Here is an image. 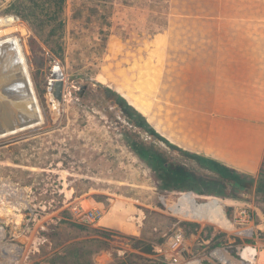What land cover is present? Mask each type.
<instances>
[{"label": "rangeland", "instance_id": "374dc122", "mask_svg": "<svg viewBox=\"0 0 264 264\" xmlns=\"http://www.w3.org/2000/svg\"><path fill=\"white\" fill-rule=\"evenodd\" d=\"M20 1L0 2V30L17 26L0 41L17 38L41 121L0 136V264H264L240 257L254 241L234 223L245 208L264 230L256 182L246 189L237 181L229 198L200 194L221 181L182 152L214 159L206 151L212 121L225 120L230 144L248 148L258 138L243 144L234 122L262 136L264 0H63L26 18L6 10ZM56 68L65 75L59 108L51 97ZM243 88L255 96L256 118L216 101L220 89ZM131 112L146 125L131 122ZM150 157L188 167L194 188L165 189ZM18 187L49 204L30 224L14 203ZM188 196L222 215L197 214L183 202ZM77 206L101 209L102 219L77 218ZM216 248L223 258L212 255Z\"/></svg>", "mask_w": 264, "mask_h": 264}, {"label": "crops", "instance_id": "0c3cea01", "mask_svg": "<svg viewBox=\"0 0 264 264\" xmlns=\"http://www.w3.org/2000/svg\"><path fill=\"white\" fill-rule=\"evenodd\" d=\"M223 11L225 16L228 18L239 16V14L236 13L239 12L238 10L232 11L227 8H224ZM240 28L241 27L237 28V32H241L240 30H242V28L241 29ZM243 29L246 32L249 30V28L247 27H244ZM231 90L232 91H225L224 89H220L219 96L216 98V101L220 102V99L223 98L225 99L224 105L225 107H227L226 108L227 111L231 113H235L237 112V108H239L238 110L244 112L245 114H248L251 119L256 118L257 115L256 112H254V110L256 109V106L254 104L255 96L251 95L252 93L244 88L241 89L239 92L233 89ZM200 97L202 99L201 102H204V108L206 110V108H208L207 102L209 101H205L206 99L203 95H200ZM196 99L197 97H194L195 104L197 102ZM201 106H203V104ZM249 111L251 112V114ZM237 117H240V119L242 120L249 119L247 115L246 116L237 115L234 118ZM224 123H226L225 120L222 122L219 121L211 122V125L209 127L206 136V151H211V153L209 152L207 154L212 158L220 162H223L227 165H230V167H233L239 171H243L245 173H250V174H257L261 168L262 162L264 161V128L261 129L262 136L259 138L257 131L253 130V128L247 124L234 122L230 125L233 130H236L237 127L239 126L240 134L243 137V144H247V142L250 141L251 139L258 137L257 141L252 142L251 144L253 145H250L247 148L245 146H242L241 144H230L226 140L225 141L223 140L224 135H226L228 131ZM215 135H219V136H215ZM225 139H230V138H225ZM235 142L239 143L237 138ZM226 153H230L232 156L235 155V159L237 157V161L230 162V159L225 156ZM188 197L191 201L195 200V199L192 200L193 198L191 196ZM182 199L183 198H181V200ZM181 200L179 201L178 204L182 208L188 209L189 207L186 206L185 204H182ZM194 211L197 214L207 217L205 213L197 212L196 210Z\"/></svg>", "mask_w": 264, "mask_h": 264}, {"label": "trees", "instance_id": "16d2710c", "mask_svg": "<svg viewBox=\"0 0 264 264\" xmlns=\"http://www.w3.org/2000/svg\"><path fill=\"white\" fill-rule=\"evenodd\" d=\"M59 1L63 0H21L20 2L12 5L10 9L6 10L23 18L28 17L25 14V11L30 10L32 12L33 10H38L36 11L37 17H42V14L52 12L51 7ZM129 120L134 124L142 123L143 125H146L143 117H137V115L132 112L129 115ZM182 152L186 156L190 157L191 160L197 162L200 167L212 171V173H214V175H216L221 181L219 185L211 183V186L216 185L215 188L212 187L214 188L212 190H209V187H211L210 185L202 184V186L208 188L209 191L206 193L204 190L200 189L198 193L229 198L232 197V193L227 192L226 190H234L237 186V181H239V184L242 187L249 183L253 185L255 181L257 184V192L264 193V161L262 162L257 179V177L250 173H242L218 160L210 159L197 154H191L183 150ZM149 160L154 163L153 169L157 173L158 178L162 180L165 189L187 191L194 188L191 182H193L196 178L188 173V167L185 165L167 162L162 163L158 157H150ZM225 181H228L227 187L224 184ZM219 187L223 189L226 187L224 191L225 193L218 190ZM248 187L249 186H246V189Z\"/></svg>", "mask_w": 264, "mask_h": 264}, {"label": "bare ground", "instance_id": "6f19581e", "mask_svg": "<svg viewBox=\"0 0 264 264\" xmlns=\"http://www.w3.org/2000/svg\"><path fill=\"white\" fill-rule=\"evenodd\" d=\"M4 24H7L6 20L0 22V26H3ZM16 30L17 26H9L5 29H1L0 37L10 35L14 31L16 32ZM6 42H12V47L8 49L7 46V52L4 55L10 56L11 48L12 50H14L15 53L18 54L25 71V80L24 82L19 81L18 83H16V85H14V91L10 95V102L12 104V107L10 108L8 113H6V111L2 112V108L0 106V136L16 132L22 129H26L33 125L35 126L36 123H40L41 121V111L37 104V100L33 91V87L31 85L29 75L27 74L25 69L24 60L23 56L21 55V49L18 44V40L16 37L9 39L7 38L5 40L0 41V45ZM0 53L2 54V52ZM57 69L58 68H56L55 70ZM54 105H57L55 101ZM183 202L189 207L196 210L197 212L214 210L215 212L219 213V215H222L220 208L215 206V204L198 205L196 202L191 201L188 197H184ZM219 256L223 258L224 255L223 253H219Z\"/></svg>", "mask_w": 264, "mask_h": 264}, {"label": "built area", "instance_id": "2783aa9c", "mask_svg": "<svg viewBox=\"0 0 264 264\" xmlns=\"http://www.w3.org/2000/svg\"><path fill=\"white\" fill-rule=\"evenodd\" d=\"M6 1H16V0H0V2H6ZM13 190V189H12ZM15 192V193H14ZM13 193L14 196V203L17 207L23 208L28 211V218L27 222L28 224L35 221V215L38 213L39 209L47 210L48 209V202H41L39 204H35L34 200H28L31 197L30 190H25L23 188H15ZM0 193H3V197L5 195V189H0ZM9 196V194H7ZM1 198V197H0ZM74 214L77 218L86 219L90 222H96L97 220L102 219L103 211L99 208L89 209L86 210L83 206L75 207L73 209ZM235 225L240 229V235L242 236V239H249L254 241L251 244L245 245L242 248H239L238 254L242 259L250 262H255L257 257H264V230L258 229V226L255 225V220L250 214V211H248L245 208H242L238 215H236L234 220ZM243 233V235H242ZM261 243L263 245H261ZM248 250V251H247ZM223 249L216 248L212 251V255L217 257L216 254H219ZM225 253V252H224ZM227 253V251H226ZM225 253V254H226ZM264 260V259H263ZM263 260L260 259V262Z\"/></svg>", "mask_w": 264, "mask_h": 264}, {"label": "water", "instance_id": "95a60500", "mask_svg": "<svg viewBox=\"0 0 264 264\" xmlns=\"http://www.w3.org/2000/svg\"><path fill=\"white\" fill-rule=\"evenodd\" d=\"M12 42H6L0 45V106L2 112L10 110L12 104L10 102V95L14 91V85L19 81L25 80V71L20 61V58L14 50H10V56L6 54L7 46L8 49L12 47ZM4 55V56H2ZM86 88V85L82 86V91L80 96L83 94V90ZM64 89H65V75L61 69L53 71L52 74V85H51V97L52 100L56 102L55 105L57 108L64 101Z\"/></svg>", "mask_w": 264, "mask_h": 264}]
</instances>
